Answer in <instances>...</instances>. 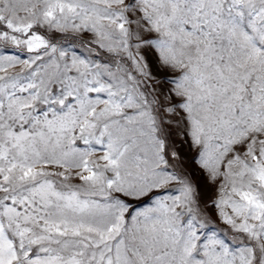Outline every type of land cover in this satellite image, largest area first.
Masks as SVG:
<instances>
[{
  "label": "snow or ice",
  "instance_id": "snow-or-ice-1",
  "mask_svg": "<svg viewBox=\"0 0 264 264\" xmlns=\"http://www.w3.org/2000/svg\"><path fill=\"white\" fill-rule=\"evenodd\" d=\"M0 264H264V0H0Z\"/></svg>",
  "mask_w": 264,
  "mask_h": 264
}]
</instances>
